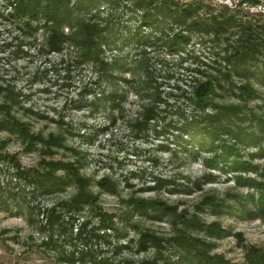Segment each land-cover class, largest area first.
Returning a JSON list of instances; mask_svg holds the SVG:
<instances>
[{
	"label": "rangeland",
	"instance_id": "rangeland-1",
	"mask_svg": "<svg viewBox=\"0 0 264 264\" xmlns=\"http://www.w3.org/2000/svg\"><path fill=\"white\" fill-rule=\"evenodd\" d=\"M203 1L264 22V0ZM126 3L106 5L117 40L105 42L101 62H83L70 41L51 49L44 27L26 36L0 0V264H254L248 253L264 250V218L239 204L252 188L232 166H213L208 135L184 129L195 79L224 63L222 45L194 34L172 49L173 30L142 29V10ZM256 84L262 115L264 82ZM254 130L235 155L261 180L264 125ZM48 168L61 178L50 192L34 179Z\"/></svg>",
	"mask_w": 264,
	"mask_h": 264
},
{
	"label": "trees",
	"instance_id": "trees-1",
	"mask_svg": "<svg viewBox=\"0 0 264 264\" xmlns=\"http://www.w3.org/2000/svg\"><path fill=\"white\" fill-rule=\"evenodd\" d=\"M6 1L12 6V14L19 18V28L26 36H33L34 31L44 27L49 32L47 45L51 49L61 50L70 41L80 49L79 57L83 62H101L105 42L117 40L109 26L112 8L107 16L101 14L106 10V5L112 6L121 0ZM126 1L127 5L133 6L128 5L131 8L142 10V29L143 26H150L152 33L154 29L169 26V30H173L166 41L172 49L189 42L194 34L201 41L222 45L224 55L221 59L224 63L215 67V73L200 71V77L195 79L190 95L195 104V113L188 116L184 129L185 133L193 137L200 135L203 139L208 135L206 139L209 140L212 151H215L213 166L230 165L236 171L244 173L239 174L237 180L253 191L239 201L241 210L249 218H264V173L261 180L249 174L255 171V165L235 155L240 144L246 142L247 138L259 136L254 129H262L264 125V113H257V109L252 106V101L261 96L256 82H264V22L244 20L237 9L228 5L215 10V7L203 0ZM245 1L254 5L261 3V0ZM65 27L71 28L73 32L66 34ZM139 34V31L135 32L136 36ZM128 36L130 38L131 33ZM22 44L25 43H21V46ZM227 93L232 94L235 101L219 102L218 97ZM106 99L112 100L111 103L115 102L111 95ZM247 123H250L252 130L245 127ZM258 143L259 150H264L262 142ZM203 144L205 142L198 143V150ZM216 144L218 148L221 147L220 153H217ZM53 172V169L48 168L34 177L49 192L59 189L61 184V178L58 177L56 182ZM85 196L86 194L80 193L76 201L81 202V198ZM248 258L254 264H264V250L251 247ZM102 260L101 264H113L109 259ZM217 261L221 260L218 258ZM140 264L158 263L143 261Z\"/></svg>",
	"mask_w": 264,
	"mask_h": 264
}]
</instances>
